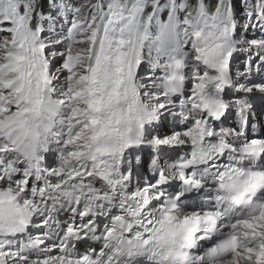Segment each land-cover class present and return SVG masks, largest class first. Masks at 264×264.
Returning a JSON list of instances; mask_svg holds the SVG:
<instances>
[{
  "label": "snow or ice",
  "instance_id": "obj_1",
  "mask_svg": "<svg viewBox=\"0 0 264 264\" xmlns=\"http://www.w3.org/2000/svg\"><path fill=\"white\" fill-rule=\"evenodd\" d=\"M0 264H264V0H0Z\"/></svg>",
  "mask_w": 264,
  "mask_h": 264
}]
</instances>
